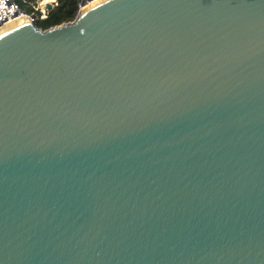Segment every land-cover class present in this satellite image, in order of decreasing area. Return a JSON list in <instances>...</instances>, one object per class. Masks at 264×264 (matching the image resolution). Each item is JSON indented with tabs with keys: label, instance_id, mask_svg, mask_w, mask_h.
Wrapping results in <instances>:
<instances>
[{
	"label": "water",
	"instance_id": "obj_1",
	"mask_svg": "<svg viewBox=\"0 0 264 264\" xmlns=\"http://www.w3.org/2000/svg\"><path fill=\"white\" fill-rule=\"evenodd\" d=\"M79 1L0 25V264H264V0Z\"/></svg>",
	"mask_w": 264,
	"mask_h": 264
},
{
	"label": "trees",
	"instance_id": "obj_2",
	"mask_svg": "<svg viewBox=\"0 0 264 264\" xmlns=\"http://www.w3.org/2000/svg\"><path fill=\"white\" fill-rule=\"evenodd\" d=\"M42 0H16L22 11L27 14L35 13L34 6ZM79 11V0H56L52 10L48 11L46 18H38L37 26L42 29L73 21Z\"/></svg>",
	"mask_w": 264,
	"mask_h": 264
},
{
	"label": "built area",
	"instance_id": "obj_3",
	"mask_svg": "<svg viewBox=\"0 0 264 264\" xmlns=\"http://www.w3.org/2000/svg\"><path fill=\"white\" fill-rule=\"evenodd\" d=\"M53 0H42L38 4L34 6L35 13L27 14L21 10L19 4L16 0H0V25L6 24L10 22L12 19L18 16H27L31 17L34 16V19L46 18L48 10L44 8V4L46 2H52ZM56 1V0H55ZM94 0H87V2H91ZM79 8H80V1H79Z\"/></svg>",
	"mask_w": 264,
	"mask_h": 264
},
{
	"label": "bare ground",
	"instance_id": "obj_4",
	"mask_svg": "<svg viewBox=\"0 0 264 264\" xmlns=\"http://www.w3.org/2000/svg\"><path fill=\"white\" fill-rule=\"evenodd\" d=\"M95 1V0H94ZM27 21L26 16H18L14 19H12L7 25H12V24H18Z\"/></svg>",
	"mask_w": 264,
	"mask_h": 264
}]
</instances>
